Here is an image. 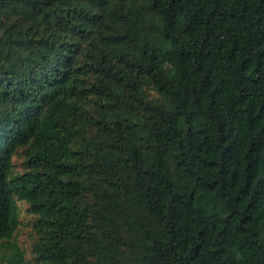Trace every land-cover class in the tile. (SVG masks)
<instances>
[{
	"label": "trees",
	"instance_id": "obj_1",
	"mask_svg": "<svg viewBox=\"0 0 264 264\" xmlns=\"http://www.w3.org/2000/svg\"><path fill=\"white\" fill-rule=\"evenodd\" d=\"M0 264H264V0H0Z\"/></svg>",
	"mask_w": 264,
	"mask_h": 264
},
{
	"label": "rangeland",
	"instance_id": "obj_2",
	"mask_svg": "<svg viewBox=\"0 0 264 264\" xmlns=\"http://www.w3.org/2000/svg\"><path fill=\"white\" fill-rule=\"evenodd\" d=\"M15 165L17 169H21L22 168V162L20 160V158H16L15 160ZM26 221L25 224L20 228V230L18 231L16 237H17V241L18 243L27 250V253L30 252V247H31V229L28 225H26Z\"/></svg>",
	"mask_w": 264,
	"mask_h": 264
}]
</instances>
